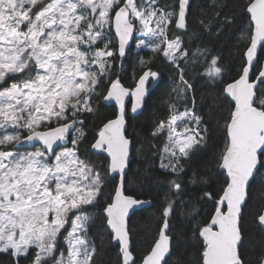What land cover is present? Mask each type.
<instances>
[{
  "label": "snow or ice",
  "instance_id": "6c2138e0",
  "mask_svg": "<svg viewBox=\"0 0 264 264\" xmlns=\"http://www.w3.org/2000/svg\"><path fill=\"white\" fill-rule=\"evenodd\" d=\"M227 7L212 0L217 20L211 27L220 34L247 17L246 47L237 77L222 88L230 98L215 153L222 183L208 190L210 176L185 166L207 146L213 123L198 114L186 71L203 67L202 79L223 84L227 70L220 55L193 47L199 37L189 32L191 0H0V254L14 264H97L102 253L93 229H99L100 245L104 234L117 243L120 264H167L173 217L191 222L211 202L207 217L192 225L198 264H264V237L253 256L243 225L251 181L264 169V0H247L230 15ZM133 44L153 55L139 59L140 74L128 88L114 68L120 60L123 69ZM157 55L178 76L176 102L150 133L164 141L150 143V166L158 160L168 191L156 235L138 260L129 212L151 201L130 194L135 177L125 100L133 98V113L143 106L150 81L159 79L149 66ZM102 85L105 91H98ZM112 100L118 111L90 144L106 153L95 163L81 154L86 117ZM254 222L264 230V208Z\"/></svg>",
  "mask_w": 264,
  "mask_h": 264
},
{
  "label": "trees",
  "instance_id": "16d2710c",
  "mask_svg": "<svg viewBox=\"0 0 264 264\" xmlns=\"http://www.w3.org/2000/svg\"><path fill=\"white\" fill-rule=\"evenodd\" d=\"M162 2L170 3L172 0H162ZM191 3L192 8L188 16L189 32L193 36L199 37L193 47L197 45L206 47L211 50L212 55H220L222 64L227 70V74L223 77V84L220 81L213 82L202 79L203 67H190L186 71V78L194 85L192 95L195 96L198 114L202 115L206 122L211 118L213 123L209 124L207 146L193 155L191 160L185 163V166L189 172L203 169L204 171H201L200 174L210 176L212 188L208 190H213L222 183L220 173L215 169V153L220 150L223 144V117L227 115L229 107V98H226L222 88L224 84L230 83L233 78L237 77V69L243 59L241 53L246 47V42L241 39V36L247 30L248 20L247 17H244L242 22L238 20L236 24L226 27L223 32L217 34L216 29L211 27L217 20L215 11L211 8L212 0H191ZM217 3L221 6L228 5L229 7L224 8L223 12L230 15L234 10L246 5L247 0H217ZM201 21L209 27H202ZM133 46L128 51L127 58L123 60V69H121L120 60L116 61L114 68V72L120 73L122 84L129 88L135 85L134 77H138L140 74L139 59L143 57L147 60L153 55L151 51L134 52ZM149 66L160 74L159 79L152 87L142 112L137 116L127 114L126 130V135L133 141L129 175L135 177V192L130 194L136 195L139 199L151 201L149 206L136 211L129 219L132 249L138 260L156 235L161 219L163 198L168 191V177L159 170L158 160L154 167L150 166L154 151L150 147V143L162 145L164 141L162 139L153 141L150 133L159 120L167 118V105L176 102V93L172 91V88L178 81L176 70L159 55ZM112 78L114 79L115 76ZM106 87L107 85H102L98 91H105ZM177 107L179 110H183L181 104L178 103ZM115 113L114 105L101 101L98 114L86 117L87 124L84 130L87 133V140L82 146V149L85 150L82 151V156L86 155L90 161L95 163L105 161L106 157L102 153L92 152L90 144L94 142L95 133L102 123L114 118ZM217 120L219 124L215 123ZM211 208V202L204 204L199 216L191 222L180 216L173 217L174 242L171 255L167 258V264H198L199 241L192 236V225L206 218ZM261 208H264V169L256 173L251 182L250 199L243 220L246 245L249 253L253 256L257 254V245L264 237V230H261L254 222L255 216ZM97 231L100 230L93 229V239L97 240L99 251L102 253L97 257V264H120L118 245L111 241L107 234H104L103 244L100 245L99 238L95 235ZM0 264H14V261L8 255L0 254ZM21 264H27V262L21 261Z\"/></svg>",
  "mask_w": 264,
  "mask_h": 264
},
{
  "label": "water",
  "instance_id": "95a60500",
  "mask_svg": "<svg viewBox=\"0 0 264 264\" xmlns=\"http://www.w3.org/2000/svg\"><path fill=\"white\" fill-rule=\"evenodd\" d=\"M134 45V44H133ZM132 45V46H133ZM131 46V48H132ZM156 81L157 80H154V81H150L149 85H148V95L145 97V101L147 99V97L149 96L151 90H152V87L155 86L156 84ZM125 86V85H124ZM126 87V86H125ZM135 85L132 87L134 88ZM129 88V87H128ZM230 99V98H229ZM105 104H109V105H114L116 107V112L118 111V105H116L115 101L112 100V101H103ZM125 103H126V110H127V113H129L130 115L132 116H137L139 115L143 108H144V105H145V102L143 104V106L138 109L135 113H133L131 111V106H132V103H133V98L132 97H127L126 100H125ZM126 121H127V116H126ZM126 130H127V123H126ZM125 135H126V132H125ZM127 136V135H126ZM129 138V137H128ZM130 139V138H129ZM131 140V139H130ZM92 150V149H91ZM131 151H132V148H131ZM92 152H99L98 150H92ZM102 153V152H100ZM105 157H106V153H102ZM252 182V181H251ZM142 200H145V199H142ZM149 201V200H148ZM150 204H144V205H139V206H135L133 209H130V212H129V219L131 218V216L138 210L142 209V208H145L147 206H149ZM129 223V222H128ZM115 242V241H114ZM116 243V242H115ZM117 244V243H116ZM169 257V256H168ZM167 257V258H168Z\"/></svg>",
  "mask_w": 264,
  "mask_h": 264
},
{
  "label": "rangeland",
  "instance_id": "374dc122",
  "mask_svg": "<svg viewBox=\"0 0 264 264\" xmlns=\"http://www.w3.org/2000/svg\"><path fill=\"white\" fill-rule=\"evenodd\" d=\"M134 52H140V51H150L149 49H138L135 47V45L133 46V49H132Z\"/></svg>",
  "mask_w": 264,
  "mask_h": 264
}]
</instances>
